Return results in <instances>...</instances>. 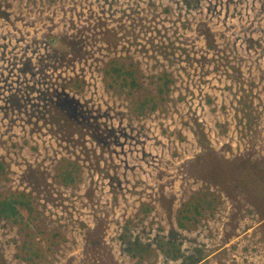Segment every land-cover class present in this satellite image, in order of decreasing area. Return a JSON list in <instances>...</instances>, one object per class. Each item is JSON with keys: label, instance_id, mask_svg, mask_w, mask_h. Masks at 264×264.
<instances>
[{"label": "rangeland", "instance_id": "374dc122", "mask_svg": "<svg viewBox=\"0 0 264 264\" xmlns=\"http://www.w3.org/2000/svg\"><path fill=\"white\" fill-rule=\"evenodd\" d=\"M0 163V264H264V0H0Z\"/></svg>", "mask_w": 264, "mask_h": 264}, {"label": "trees", "instance_id": "16d2710c", "mask_svg": "<svg viewBox=\"0 0 264 264\" xmlns=\"http://www.w3.org/2000/svg\"><path fill=\"white\" fill-rule=\"evenodd\" d=\"M60 39H51L50 44L55 45L56 48V54L61 55L64 53L66 47H64L63 45H60L62 42L59 41ZM56 60V59H55ZM52 60V63L57 64L58 61ZM51 66V64L47 65V67ZM54 69H59L55 66H53ZM168 76L166 74H164L161 77V80H164L162 82V84L159 87V92L163 93H167L169 91V84L172 82L169 78H167ZM105 82L108 85V88L111 90H115L116 92L119 93V91H123V90H128L129 94H133L134 92H136L137 90L141 89V85L139 83V79L137 76V73L134 70H130L125 68L124 66L120 65L117 61H113L111 62V64L108 66V68L106 69L105 72V78H104ZM84 81L83 80H79V78H75V79H71L70 80V84L69 87L70 88H83L84 86ZM68 87V88H69ZM67 88V89H68ZM66 90V89H65ZM64 95V94H63ZM60 96H62V94H60ZM58 94L57 96H52L53 98H50V105L49 107V111H53L55 109L57 112V116L54 118L57 122H61L63 124H68L64 121H67L66 116H64V111L63 109L60 111L59 107H64L65 105H70L72 104L74 101L72 99H70V97H66L64 99H60V97ZM59 98V99H58ZM153 99V100H152ZM148 100V102L153 103L154 102V98H149L146 99V101ZM144 102L141 104V108L138 109L140 110V112H138L139 114H145L142 113L141 111H143L148 105L147 102ZM64 104V105H63ZM156 103H153V105ZM156 106L152 107V112H154ZM151 110V109H150ZM59 115V116H58ZM69 169H67L66 171H64V173H62V177H64L63 180H66L67 182L65 183L66 186L68 185H73L72 183L76 182V177L78 176L77 173L80 171V167L78 166V164L76 163H69ZM5 171V167L2 163H0V178L2 176V173ZM77 175V176H76ZM22 198V199H19ZM28 198V199H27ZM30 197H26L25 194L23 193H19L16 196H11L9 199H5V201H2L0 203V217L1 216H6V218L10 219L11 218V213L16 216V217H20L23 221L26 222V218L28 217L27 215H23V212H33L31 209V205H30ZM17 199V200H14ZM144 210H146V208L144 207ZM150 211L147 207L146 212ZM197 212V210H196ZM26 216V217H25ZM25 218V220L23 219ZM182 227H184V225L182 223H180ZM196 264H200V263H196Z\"/></svg>", "mask_w": 264, "mask_h": 264}]
</instances>
